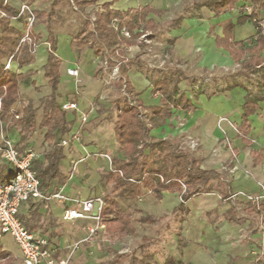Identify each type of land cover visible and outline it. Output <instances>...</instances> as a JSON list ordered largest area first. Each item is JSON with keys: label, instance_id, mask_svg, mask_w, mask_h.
Segmentation results:
<instances>
[{"label": "crops", "instance_id": "1", "mask_svg": "<svg viewBox=\"0 0 264 264\" xmlns=\"http://www.w3.org/2000/svg\"><path fill=\"white\" fill-rule=\"evenodd\" d=\"M89 1L93 4L85 10L93 11V18L103 4L109 3L111 9L119 11L148 6L157 12L147 16V19L154 20L156 29L155 18L183 5L181 13L190 10L193 13L186 19L178 17L179 24L174 28V34L190 46L191 53L198 60L197 70L209 73L218 70L224 75L229 69L237 68L231 80L220 81L219 90L208 93L205 89L186 96L193 105L190 112L173 108L166 124L150 131V137L170 141L191 154L201 170L214 172L218 178H209L206 182L205 187L211 189L209 193L191 197L183 207L180 206V194L172 190L163 191L160 198L150 194L151 199H145L146 189L137 198L115 197L114 184L103 175L113 169L111 158L124 160L126 156L115 138L116 111L113 101L101 100V85L95 80L99 76L97 67L101 58L92 49L74 51L71 35L56 36L52 29V16L50 24L57 46L55 55L61 60L57 101L59 105L75 103L78 110L65 111L70 131L58 136L59 143L68 140L67 145L60 144L63 158L59 162V172L65 181L58 184L53 180L49 187H41L48 193L62 190L67 197L80 201L96 198L104 201V197L111 196L119 209L129 216L134 233L121 235L109 232L100 223L96 232L90 234L89 230L96 227L94 220L62 219L65 209L76 206L71 202H23L18 209L19 220L29 232L47 242L46 248L52 250L56 261L69 258L67 264H159L142 262V250L152 241L146 234H139L135 223L138 221L141 231L149 222H162L163 225L164 219L171 220L173 232L171 235H160L171 242L170 253L162 264H264V50H255L254 22L237 23L241 15L250 14L254 8L248 2H238L231 11L215 16L206 7L199 6L202 0H71L72 4ZM10 2L17 4L16 0ZM189 2L190 6L186 7ZM51 3L48 11L39 13L50 12ZM74 10L78 11L75 6ZM263 15L261 11L259 18ZM35 28L37 32L34 35L40 40L35 44L33 62L21 68L15 63L12 65L16 73L23 75L18 84L19 103L13 106L12 112L22 111L30 103L36 120L35 130L29 139L22 142L21 128L15 126L10 117H5L2 123L5 134L18 151L31 147L34 160L42 163L44 168L47 165L44 155L52 150V146L44 140L46 129L39 127L43 102L51 94L43 70L48 57V32L43 20ZM226 36L235 49L239 45L249 49L238 62L233 60L226 48L216 44L215 37L223 39ZM247 60L256 62L251 72L241 66ZM71 68L79 70L76 78L67 74V69ZM128 77L144 107L160 106V97L152 91L153 84L137 72ZM185 88L187 86L183 84L180 89L183 91ZM142 112L147 113L146 110ZM82 116L86 117L85 122ZM244 119L249 142L243 141L236 129ZM73 136L79 141L71 139ZM104 155H108L109 159ZM12 172V168L0 160L1 182H7ZM249 197L255 201L249 200ZM178 210L185 214L179 230V224H174ZM135 238H139L136 245L139 246V261L132 259L137 258V253L132 255L136 248ZM122 250L131 254L130 260L122 255ZM0 252L4 256L0 258V264H24L19 248L8 235L0 239Z\"/></svg>", "mask_w": 264, "mask_h": 264}, {"label": "trees", "instance_id": "2", "mask_svg": "<svg viewBox=\"0 0 264 264\" xmlns=\"http://www.w3.org/2000/svg\"><path fill=\"white\" fill-rule=\"evenodd\" d=\"M57 1L55 0L52 4L50 12L38 13L47 26L48 57L43 70L51 89V94L43 102L39 127L46 129L44 140L52 146V150L44 155L47 162L44 168L37 160L32 161V168L41 186L44 187H49L53 180H56L58 184L65 181V177L59 172L63 147L59 143L58 136L68 133L71 126L66 121L65 111L57 101L61 60L55 55L56 37L50 24ZM238 2H248L254 8L250 14L241 15L237 23L253 21L256 26L255 50H264V34L259 28L262 18H259V15L261 11L264 12V0H202L199 6H204L215 16H220L234 9ZM92 4L93 1L74 2L73 6L84 15L85 8ZM110 6L109 3L103 4L94 13V21L91 22L89 19L82 21L80 29L71 35V47L76 52H81L85 48L92 49L94 54L107 65L115 66L116 62H124L127 48L139 44L146 46L145 42L138 41L141 37L147 38L148 42L154 38L156 24L154 20L147 19V16L151 13L157 14V12L148 6L126 11L114 10ZM2 13L4 16L0 17V121L2 122L5 117H10L12 123L21 128L20 137L24 142L35 130L34 110L28 103L22 111L12 112L13 106L19 103L18 84L23 75L12 70H4V65L10 57H12L11 65L15 63L19 68L32 63L33 45L37 43L39 37L29 34L31 43H20L23 33L11 24V20L15 19L18 23L24 24V18L19 15L18 9L5 3L4 0H0V15ZM113 22L116 28L113 27ZM123 31L129 37H126ZM209 32L213 34L212 30ZM215 41L218 47H224L229 51L235 62H238L246 50H249L242 48L241 45L235 49L227 36L223 39L215 37ZM255 65V61L253 63L247 60L241 66L245 71L251 72ZM127 73V70L119 68L121 76L119 83L124 90L125 97L112 102L116 111L115 138L120 150L125 152L126 158L124 160L111 158L113 169L103 175V178L114 184L115 197L137 198L142 190L146 189L151 190L153 197L160 198L163 191L172 190L180 194V206L183 207L191 197L209 193L211 189L206 188L205 184L209 178H218L216 173L201 170L198 167V161L191 154L172 145L170 141L150 137L151 129L166 124V120L172 115L173 108L186 112L193 109L185 93H179L178 85L181 79L177 78L172 87H169L167 78L154 82L152 91L160 95V106L144 107ZM143 110L147 113H143ZM245 124L244 119L242 125L236 129L242 140L249 142L247 132L244 130ZM103 203L100 213L101 224H104L109 232H118L121 235L133 234L134 229L130 225L129 216L119 209L114 198L106 196ZM110 216L112 219H109ZM2 257H4L3 253L0 252V258ZM166 264H171V262Z\"/></svg>", "mask_w": 264, "mask_h": 264}, {"label": "rangeland", "instance_id": "3", "mask_svg": "<svg viewBox=\"0 0 264 264\" xmlns=\"http://www.w3.org/2000/svg\"><path fill=\"white\" fill-rule=\"evenodd\" d=\"M4 1L5 3H10L17 9H21L23 6L26 7L21 14L24 18V24L18 25L15 23L14 19L11 20V24L23 33L20 43L27 33L29 37V34L37 32L35 27L42 22V19L38 16L39 11H48L50 3L54 2V0H16L17 4H12V2H10L11 0ZM188 5L190 6V2L186 3V7H189ZM182 7L183 5L178 8H171L169 11L163 13L161 17L155 18L158 27L155 30L154 38L148 42L147 38L141 37L138 41L145 42L146 46H140L139 44L127 48L126 58L123 63L116 62L115 66L107 65L101 59L97 67L99 76L96 75L98 77H95V80L101 85V100L111 102L125 97L124 90L119 83L121 78L119 68L127 70L128 76L137 72L145 77L151 84L157 80L167 78L169 87H172L177 78L181 79L178 90L179 93H185L186 96L194 95L197 91H204L205 89L208 90V93H211L213 90H219L221 85L220 81L224 79L229 81L236 75V67H234L233 70L229 69L228 74L224 75H221L218 70L211 71L210 73L203 69L197 70L196 63L198 60L196 59L197 57L194 56V53H191L190 46H188L185 41H181L182 37L175 36L174 34V28H177L179 24L178 17L182 16L186 19L191 17L193 13V10L187 13H181L180 8ZM31 13L33 14L34 21L32 26L29 27L28 17ZM85 19L92 20L93 11L86 9L84 15H81L78 11L74 10L71 0H58L54 8L52 19L53 32L56 36L60 34H67V36L75 34L80 29L82 21ZM39 40L40 38L37 39V43ZM23 43L30 44L31 41L26 40ZM35 46L36 45H33V54ZM10 70L15 71L12 65ZM222 76L224 77L221 78ZM183 84H185L187 88L182 91L180 88ZM157 97H160V95L158 94ZM21 148H24V146ZM28 149L32 150L31 147L26 148V150ZM145 193L146 197L144 198L151 199L149 192L145 191ZM137 213H139V211ZM183 214L182 210H178V213L174 216V224H179L178 230L181 229V223L185 217ZM138 216L139 214L136 215V217ZM170 221V219H164L163 225L162 222H149L141 231L139 229L141 225L136 221L135 226L139 234H146L148 239L152 241L148 247H145L146 249L142 250V262L162 264L165 261L166 256L170 253L171 242L168 240L169 238L162 239L160 235L163 233L172 234L173 231ZM135 241L136 244L134 247L139 244V238H135ZM138 250L139 246H137L132 253V255L137 253V258H132L137 261H139L140 257ZM122 252L124 253L122 255L130 260L131 254L126 253L124 250H122Z\"/></svg>", "mask_w": 264, "mask_h": 264}, {"label": "built area", "instance_id": "4", "mask_svg": "<svg viewBox=\"0 0 264 264\" xmlns=\"http://www.w3.org/2000/svg\"><path fill=\"white\" fill-rule=\"evenodd\" d=\"M26 9L21 7L19 15ZM2 13L0 17H3ZM34 21L33 14L28 17L29 27ZM94 21V18L91 22ZM113 27L116 28L115 22ZM259 28L264 34V16H262L259 23ZM126 37L127 33L122 32ZM30 41L28 33L21 43ZM11 60L9 58L4 65V70L11 69ZM67 74L77 77L79 70L77 68L67 69ZM62 110H75L77 105L72 102H66L61 105ZM15 118H18L15 116ZM82 121H86V117L82 116ZM75 141H79L78 137H71ZM68 140L60 142L62 146L67 145ZM109 159L108 155H105ZM35 154L32 150L18 151L14 142L9 138L3 129V123L0 121V160L6 165H9L13 174L7 182H0V239L2 236L8 235L12 238L16 246L19 248L24 264H67L68 259H61L56 261L53 257L51 249L46 248L47 242L43 239L37 238L33 233L29 232L18 218V209L21 203L29 200H46L56 201L59 203L71 202L76 206L64 210L62 219L64 221H72L75 219L89 218L96 222V227L89 230L90 234H94L101 223L100 213L103 208V201L101 199H87L84 201L71 199L67 197L62 190H57L51 193L45 192L41 187L40 181L32 168V161ZM120 173L119 171H114ZM183 189L185 188L182 185ZM151 194V190H148ZM249 200L255 201L252 197Z\"/></svg>", "mask_w": 264, "mask_h": 264}]
</instances>
